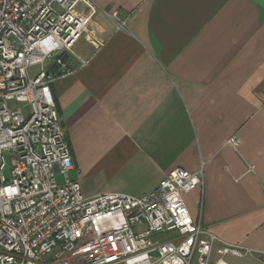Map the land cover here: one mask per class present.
I'll list each match as a JSON object with an SVG mask.
<instances>
[{"label": "crops", "instance_id": "obj_1", "mask_svg": "<svg viewBox=\"0 0 264 264\" xmlns=\"http://www.w3.org/2000/svg\"><path fill=\"white\" fill-rule=\"evenodd\" d=\"M92 1L90 30L103 45L80 38L73 49L87 65L70 57L75 72L51 86L68 179L86 198L139 196L172 169L203 164V191L185 197L206 232L200 242L214 236L211 257L226 264L221 244L262 264L264 0ZM104 12L125 18V30Z\"/></svg>", "mask_w": 264, "mask_h": 264}, {"label": "built area", "instance_id": "obj_2", "mask_svg": "<svg viewBox=\"0 0 264 264\" xmlns=\"http://www.w3.org/2000/svg\"><path fill=\"white\" fill-rule=\"evenodd\" d=\"M98 9L92 0H0V264H209L217 239L200 242L206 232L185 202L203 191V164L196 172L172 169L139 196L86 198L68 179L72 152L51 86L75 72L70 57L87 65L73 49L80 38L103 45L90 30ZM104 13L114 32L125 30V18ZM216 253L259 254L227 244Z\"/></svg>", "mask_w": 264, "mask_h": 264}, {"label": "rangeland", "instance_id": "obj_3", "mask_svg": "<svg viewBox=\"0 0 264 264\" xmlns=\"http://www.w3.org/2000/svg\"><path fill=\"white\" fill-rule=\"evenodd\" d=\"M37 70H38L37 67H33L32 69H30V72L31 73H34ZM10 106L16 108V107H21V104H16V105L15 104H12ZM55 178H56V181H57L58 185H62L63 184V182H64L63 175L57 174L55 176ZM167 236H168L167 234H162L161 236H159V238L160 239H164ZM216 259H217V257H214V256H213V258L211 257L209 264H214V262H215ZM224 260L228 264H260L257 261H255L254 259H251L250 257H236V258H233L231 256H226L224 258Z\"/></svg>", "mask_w": 264, "mask_h": 264}, {"label": "trees", "instance_id": "obj_4", "mask_svg": "<svg viewBox=\"0 0 264 264\" xmlns=\"http://www.w3.org/2000/svg\"><path fill=\"white\" fill-rule=\"evenodd\" d=\"M67 55L66 54H61L60 56H59V58H61L63 61H66V59H67ZM54 102H55V100H54ZM55 105H56V103H55ZM57 108V107H56Z\"/></svg>", "mask_w": 264, "mask_h": 264}]
</instances>
